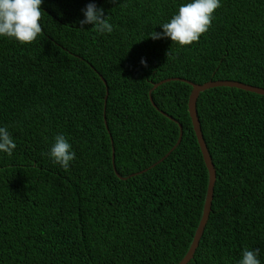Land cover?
<instances>
[{"label":"trees","instance_id":"16d2710c","mask_svg":"<svg viewBox=\"0 0 264 264\" xmlns=\"http://www.w3.org/2000/svg\"><path fill=\"white\" fill-rule=\"evenodd\" d=\"M189 2L44 0L34 42L0 36V127L17 145L11 156L0 151V264L185 258L209 183L188 112L192 87L170 82L152 94L184 132L159 164L180 128L150 91L171 78L264 88V0H220L209 31L188 46L149 36ZM89 3L110 16L113 32L79 23ZM197 109L217 181L189 264H239L246 248L264 264V96L215 88ZM57 135L76 155L68 170L49 155ZM113 148L122 177L147 172L119 179Z\"/></svg>","mask_w":264,"mask_h":264},{"label":"clouds","instance_id":"9594fccd","mask_svg":"<svg viewBox=\"0 0 264 264\" xmlns=\"http://www.w3.org/2000/svg\"><path fill=\"white\" fill-rule=\"evenodd\" d=\"M44 0H0V36L14 38L21 44H30L43 32L40 21L43 18L42 4ZM221 7L220 0H191L179 6L169 22L163 23L162 33L152 32V39L170 38L173 43L181 47L198 42L212 26L215 11ZM85 19L81 25L92 24L91 29L98 33L113 32V25L109 23L110 16L105 17L104 9L97 8L95 3H89L83 10ZM170 52L168 53L169 56ZM147 66L146 60H141ZM17 147L7 127H0V151L13 154ZM64 135H57L49 155L56 164L68 170L70 162L75 158V152ZM259 250H248L242 253L239 264H260L257 259Z\"/></svg>","mask_w":264,"mask_h":264},{"label":"water","instance_id":"95a60500","mask_svg":"<svg viewBox=\"0 0 264 264\" xmlns=\"http://www.w3.org/2000/svg\"><path fill=\"white\" fill-rule=\"evenodd\" d=\"M102 82L105 84L106 86V96H105V107H104V119H105V124L107 127V121H106V109H107V103H108V98H109V89L107 87V82L106 80L100 76ZM183 82L188 84L189 86L192 87V92L190 94L189 97V101H188V112L192 121V126L197 138V142L199 145V148L201 150L202 156H203V160L205 162L206 168L209 172V183H208V188H207V195H206V199H205V204H204V209H203V214H202V218L200 221V224L198 226V229L196 231V234L194 236V239L192 241V244L190 246V249L187 253V255L185 256V258L179 263V264H189L195 257V254L197 252V249L199 248L200 245V241L205 233L206 230V226L208 224L209 218H210V214L212 212V205H213V200H214V193H215V186H216V181H217V172H216V168L213 164V160L212 157L209 153V150L207 148L204 136H203V132H202V128H201V122L199 119V115H198V109H197V103L198 100L201 96V94H203L204 92L211 90V89H215V88H221V87H226V88H235L238 90H242L248 93H253V94H257L260 96H264V88H260V87H256L253 85H249V84H245V83H241V82H235V81H209L205 84H196L193 83L191 81L185 80V79H180V78H171V79H166L164 81H161L157 84L153 85V89L150 91V101L152 103V105L154 106V108H156L158 111H160L158 109V107L156 106L154 100H153V92L161 87L162 85L166 84V83H170V82ZM160 113L162 115H164L166 118H168L169 120L173 121L174 123H176L179 128H180V136H179V140L177 142V144L172 148V150L163 158L161 159L157 164H159L160 162L164 161L172 152H174L178 146L181 144L182 139H183V127L182 125L175 120L174 118L170 117L169 115H167L166 113H164L163 111H160ZM107 129H109L107 127ZM113 143V142H112ZM112 162H113V169L114 172L116 174V176L121 179V180H128L131 177H135L138 175H141L143 173H146L147 170H144L142 172H139L137 174H133L129 177H122L119 172L117 171L116 165H115V150L113 148V153H112ZM157 164H155L154 166H152L151 168L155 167Z\"/></svg>","mask_w":264,"mask_h":264}]
</instances>
